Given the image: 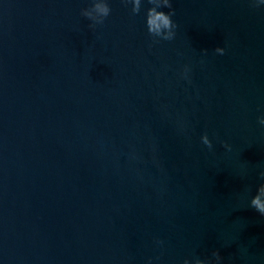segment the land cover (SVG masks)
Masks as SVG:
<instances>
[{
  "label": "water",
  "instance_id": "water-1",
  "mask_svg": "<svg viewBox=\"0 0 264 264\" xmlns=\"http://www.w3.org/2000/svg\"><path fill=\"white\" fill-rule=\"evenodd\" d=\"M172 2L0 0V264H264V0Z\"/></svg>",
  "mask_w": 264,
  "mask_h": 264
},
{
  "label": "clouds",
  "instance_id": "clouds-1",
  "mask_svg": "<svg viewBox=\"0 0 264 264\" xmlns=\"http://www.w3.org/2000/svg\"><path fill=\"white\" fill-rule=\"evenodd\" d=\"M254 2L258 3V0H254ZM122 3L125 6L132 5L131 14L133 16L141 14L145 3L151 5L146 9L144 19L147 33L152 38L153 43H159L161 40L172 41L175 39L178 24L173 19L175 9L173 8L172 0H122ZM163 9H169V11H164ZM111 13L110 0H91L90 6L81 10V15L91 21L89 28L93 30L97 26L104 25ZM204 51L206 52L207 50ZM215 51L223 55L225 49L217 47ZM189 72L190 68L185 66L183 78L188 79ZM189 82L191 81L189 80ZM259 123L264 125V117L259 118ZM201 140L209 150L213 148L212 141L207 133L201 137ZM224 147L228 151H231V145L227 144V142L224 143ZM260 177L264 179V171L260 172ZM250 207L255 209L261 216H264V183L260 184L256 189L255 195L250 200ZM156 244L163 246L164 241L157 239ZM156 259L158 260L159 257H156ZM222 260L223 256L220 254L219 249H217L212 252L209 258L202 259L198 256L185 258L183 264H221ZM147 264H153V259L149 258Z\"/></svg>",
  "mask_w": 264,
  "mask_h": 264
}]
</instances>
